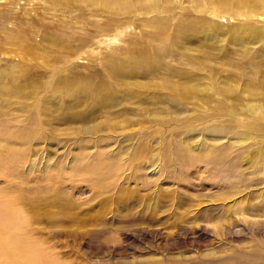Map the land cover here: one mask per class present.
<instances>
[{"label":"rangeland","instance_id":"obj_1","mask_svg":"<svg viewBox=\"0 0 264 264\" xmlns=\"http://www.w3.org/2000/svg\"><path fill=\"white\" fill-rule=\"evenodd\" d=\"M189 1L160 3L159 6L172 7L166 14L140 8L128 23L117 25L119 31L111 30L115 27L111 26L112 32L104 33L101 26L129 16L102 10L98 7L102 0H65L57 4L53 0H0V200L6 197L17 202L27 219L26 232L57 264H264V142L258 138L249 140L251 133L245 123L255 119L258 126L264 127L254 115L215 114L211 109L213 100L208 106L201 104L204 112L188 128L175 126L172 121L163 128L142 117V123L138 118L127 127L102 126L88 132L77 125L56 124L52 121L54 108L49 107L43 117L50 125L41 126L55 130L35 128L28 141L21 143L10 142L4 132L8 118L13 119L10 110L22 106L19 99H14L17 103H11V109L7 103L9 94L5 93L10 80L21 72V63L47 72L45 67L59 58L55 66L69 60L67 64L76 70L72 69L76 78L93 76L94 80H104L114 72L124 80L156 82L166 75L165 63L172 68L179 66L175 61L180 55L162 59L161 67L146 77L132 73L126 76L125 72L133 68L127 62L137 59L141 49L153 51L168 45L165 38L171 35L176 21L180 25L195 16L208 18L219 28L215 46L223 52L216 64L208 62L218 69L216 77L222 79L232 68L244 69L248 78L264 77V48L259 59L262 68L258 70L251 62L246 63L258 44L230 39L229 31L246 21L244 16L231 18L226 11L212 15L209 10H219L225 0L204 1L208 10L198 13L192 5H199V0ZM244 1L250 4L253 0ZM160 19L171 29L161 27ZM248 21L264 28V16ZM44 28L48 32L42 39ZM61 37L69 40L68 48L67 42H59ZM82 38L89 40L81 45ZM64 46L66 52H62ZM77 46L78 55L72 50ZM118 57L126 58L128 67L116 69ZM208 70L203 73H214L212 68ZM229 78L235 76L231 73ZM115 79H111L112 83ZM118 89L121 94H116L124 98L123 88ZM51 103L57 101L51 100L48 105ZM162 116L155 120L168 119ZM214 123L230 127L215 133L208 126ZM193 125L197 128H190ZM124 135L132 138L124 140ZM140 142L147 144L142 165L132 163V167L128 164L120 171L111 170L100 178L107 187L99 189L95 175L88 173L91 163L102 164L94 154L123 148L128 152L119 157L128 163ZM188 144L189 153L183 151ZM213 144L224 145L230 159L215 163L210 153ZM172 146L186 158L183 164L166 165L162 161L163 153L176 159L167 153ZM189 157L196 159L189 161ZM105 169L107 164L100 171ZM118 190L127 191L125 200H118Z\"/></svg>","mask_w":264,"mask_h":264},{"label":"bare ground","instance_id":"obj_2","mask_svg":"<svg viewBox=\"0 0 264 264\" xmlns=\"http://www.w3.org/2000/svg\"><path fill=\"white\" fill-rule=\"evenodd\" d=\"M64 1L53 0L54 3H62ZM67 1L70 2V0ZM190 1L192 2V0ZM190 1L189 3H191ZM204 1L215 2V0H199V5H192V9L197 13L202 10H208ZM162 2L179 4L180 0H102L98 5L102 10L106 12H119L122 15L127 14L129 19H123L117 23L109 22L107 26L103 25L100 29L104 33H108L111 30L119 31L117 25L120 27L122 24L128 23L132 15L134 16L138 12L140 13V8H145L146 12L149 10L166 14L165 12L172 7L159 6L163 4ZM209 11L212 15L222 14L226 11L227 13L225 14H229L231 18L244 16L246 21L240 22L236 30L232 29L229 31L230 39L232 41L240 39L242 40L241 43L258 44V47L254 48L249 55L246 54L243 59L248 55L246 63L251 62L254 68L260 70L262 63L259 59L263 55L264 28L262 26L256 27L257 25H251L248 20L254 16H264V0H253L250 4L245 3L244 0H225L222 8L219 10L213 8ZM158 21L161 27L165 28L167 26L166 28L171 29L169 24L164 22V19ZM184 21L188 23L184 22L179 25L177 23L179 21H176L177 24L175 23V27H172L173 31L171 35L169 34L165 38L167 39L168 45L166 44L165 47H161L160 49H153V51L152 49H141L138 53L140 56L137 59H130L133 62H127L133 68L130 73L125 72L126 76H130L132 73V75L146 77L147 74L154 73L161 67L162 59L171 56L174 58L175 54L180 55L179 61L178 59L176 61L174 60L177 62L176 65L179 66L172 68L168 63H165L163 68L165 69L166 75L156 82L124 80L123 78L121 79V75L114 72L106 75L104 80L102 78L94 80L92 78L93 76L76 78L73 76L72 71L74 67L67 64L69 60H64V67L55 66V62L59 59L57 57H55L57 60L55 61L54 59V63L51 65L46 64L47 67L45 68L50 72L37 70L39 66L33 67L36 69H33L32 66L27 68L25 67L26 63H21V72L10 80L8 90L5 92L9 94L7 103L10 105V108L11 103L13 105L17 103L14 99H19L20 105H22L18 109L11 108L10 115L13 119L8 118L9 125L8 127H4V132L10 137V142H27L28 136L35 131V128L42 127L51 131L55 130V128L41 126V124L46 126L50 125V121H46L48 119L43 117L49 107L54 108L55 112L52 121L56 124L77 125L79 130L88 129V132L102 126L116 127L121 124L123 127H127L129 124L133 125L136 123L138 118L141 121L143 119L142 117H146V122L161 125L163 128H168L171 125V121L176 122L173 123L175 126L178 125L188 128V124L198 121L199 116L204 112L202 111L203 105L201 106V104L205 102L208 106L210 101L215 100L213 107H211L212 112L215 114L221 111V113L226 112L229 116H233L245 112L246 114L254 115L264 126V77L253 76L248 78L244 69L239 70L238 68L228 69L227 72L230 73H226L228 76L225 74L226 76L222 79L216 77L218 69L215 66L212 67L209 65L208 62L213 61L216 64V58L218 59L219 53L221 52L215 46V41L220 32L219 28L215 26L212 20L204 17L195 16L188 21L184 19ZM111 26H115L114 29L110 30L109 27ZM47 32L46 28H44V36L42 39L47 37ZM225 36L227 37L226 34ZM209 39H212V42L210 41L209 43ZM59 40V42H67L65 45L67 48L71 45L68 44L69 40L64 41L62 37ZM88 40V38H82V41L80 40L82 42L81 45ZM65 46L62 52H66ZM72 50L73 53L78 55L80 47L77 46ZM125 51L127 56H124L127 58L129 57L128 50ZM126 58L121 59L118 57L117 62L114 64L116 69L128 67ZM208 68H212L214 73L208 72L205 75L203 71H209ZM231 73L235 76V79L229 78ZM106 77L110 79V82ZM173 77H176V79ZM39 78L42 79L40 80ZM112 78H116L114 80L115 83H112ZM118 88H123L124 98L123 95L116 94L117 91L121 94ZM142 89L145 90L143 91ZM204 90H209L210 92L207 91L209 93H205L203 92ZM232 98L235 101L231 100ZM51 100L57 101V103L48 105ZM190 103L192 104L191 107L189 106ZM151 112L152 114H150ZM182 112L185 113V115L182 114L185 118L180 116ZM98 114L99 116H97ZM161 114L163 115L162 117L168 119L166 121L160 119L155 120V117H160ZM188 114L192 116L189 117ZM19 115H21V118ZM235 118L233 119L232 117V120L235 121ZM245 123L251 133V137L249 136L248 139L255 140V138H258L259 142H264V127L258 126L255 119L245 121ZM208 126H211L209 128L215 133H222L227 127H230V125L223 126L217 123ZM190 128L197 127L193 125ZM164 131H167V129L162 130V132ZM106 138L108 137L106 136ZM131 138V135H124V140ZM102 140H105V138H102ZM96 141L99 142L100 139ZM239 144L237 143L235 145ZM146 145L140 142L133 156L128 155L129 158H132V161L127 160V162L129 161L128 163L119 157V154L122 155L128 152L126 149L119 148V151H116L117 149L115 151L113 149L112 151H97L94 154V158L98 159L102 164L99 165L95 162L88 166V173L95 175L96 186L99 189L107 187L106 184L101 182L100 178L108 176L111 170L120 171L124 166H129L128 164L132 167V163H136L137 165L143 162L144 154L147 152ZM225 148L224 145H212L213 150L210 153H212L215 163L230 159L228 153L224 152ZM183 151L189 153L191 151L190 145H185ZM9 153H11V149ZM167 153L176 159L166 157L163 153L162 161L166 165H170L172 162L183 164V160L186 159L183 154L177 153L173 146L172 149L167 150ZM26 158L27 155L24 156L22 161H25ZM194 159L196 157H189V161ZM81 164V160H79L78 165L80 168L82 167ZM103 164H107L108 169L100 171ZM3 175L5 176V174ZM114 186L115 181L113 186L108 188V193H111L110 190ZM126 193L127 191L124 193V191L118 190L115 195L118 200L122 201V199L125 200V196H128ZM62 212L68 213L67 210H62ZM26 220L15 200L6 197L0 200V264H57L45 249L33 239L34 237L30 235L31 233L26 232Z\"/></svg>","mask_w":264,"mask_h":264}]
</instances>
